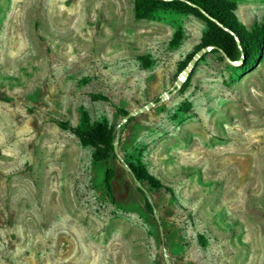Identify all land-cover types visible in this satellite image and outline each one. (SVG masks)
I'll return each mask as SVG.
<instances>
[{
	"label": "rangeland",
	"instance_id": "rangeland-1",
	"mask_svg": "<svg viewBox=\"0 0 264 264\" xmlns=\"http://www.w3.org/2000/svg\"><path fill=\"white\" fill-rule=\"evenodd\" d=\"M234 2L264 22V0ZM204 31L170 9L135 19L132 0H0V264H264V47L246 72L207 51L123 128L116 110L155 101ZM83 113L114 128L108 164L53 123ZM137 161L170 191L136 182Z\"/></svg>",
	"mask_w": 264,
	"mask_h": 264
},
{
	"label": "trees",
	"instance_id": "trees-1",
	"mask_svg": "<svg viewBox=\"0 0 264 264\" xmlns=\"http://www.w3.org/2000/svg\"><path fill=\"white\" fill-rule=\"evenodd\" d=\"M162 9L189 14L204 23L205 31L200 37L195 51L203 46H214L215 48L210 49L211 52L220 50L231 61L239 59L242 54L244 61L242 66H238L242 72L254 69L262 58L264 22H255L250 28H246L239 22L235 14L234 0H132V13L135 19L153 18L156 11ZM236 41H238V44ZM176 44L177 39L170 42L171 47H175ZM192 54H189L186 60L180 64L178 74L185 68ZM193 67L182 83L180 90L188 84ZM90 98L93 100H107L102 94H90ZM185 105L188 106V103H185ZM116 110L121 113V118L127 114V112L119 108H116ZM133 118L134 116L128 117L121 128ZM53 123L61 130L68 131L74 135L81 145L90 147L93 163L108 164L115 159L116 154L113 151L112 141L116 135L113 126L108 125L104 121L89 123L84 113L81 114L80 120L75 126L66 120L59 119H53ZM127 167L132 178L141 185H146L148 191L159 189L170 191L168 187H164L157 178L150 174L139 161L135 164L127 163ZM113 178V169L106 167L102 172L101 180L107 191L110 190V182ZM136 189L142 196L146 211L150 213L152 206L147 201L142 190L139 187Z\"/></svg>",
	"mask_w": 264,
	"mask_h": 264
},
{
	"label": "water",
	"instance_id": "water-1",
	"mask_svg": "<svg viewBox=\"0 0 264 264\" xmlns=\"http://www.w3.org/2000/svg\"><path fill=\"white\" fill-rule=\"evenodd\" d=\"M236 43L238 44V41H236ZM215 48L214 46H203L201 48H199L198 50H196L192 57L188 60L187 65H189V69L185 72V79L187 77V75L189 74L191 68L194 66L195 62L202 56L204 55L207 51H209L210 49ZM220 51V50H219ZM221 55L223 56L224 59H226L228 62L236 65V66H242L243 64V55L241 54L240 58L235 60V61H231L227 58V56L220 51ZM185 66V67H186ZM184 79V80H185ZM184 80L181 82L179 81L177 78H175V80L173 81V83L169 86L168 89H166L162 94H160L158 96V98L155 101H151V102H147L145 103L143 106L138 107L134 110H132L130 113H127L123 118H122V122H124L128 117L134 116V115H138L140 113H142L145 110H148L150 107L159 104L160 102L164 101L165 99L169 98L172 94H174L176 91L179 90V88L181 87L182 83L184 82ZM117 137H115L112 141V145H113V151L116 154L117 152ZM150 205L152 206V203L149 201ZM156 223H157V227H158V231H159V238L162 241L163 240V236H162V228L161 225L159 224V220L157 218H155Z\"/></svg>",
	"mask_w": 264,
	"mask_h": 264
},
{
	"label": "bare ground",
	"instance_id": "bare-ground-1",
	"mask_svg": "<svg viewBox=\"0 0 264 264\" xmlns=\"http://www.w3.org/2000/svg\"><path fill=\"white\" fill-rule=\"evenodd\" d=\"M189 67H190V66H189V65H187V66L184 68L185 70H184V69H183V70H181V71H182V73H181L180 75H177V77H176V78H177L179 81H181V82H182V81L185 79V72H186V71L189 69ZM181 71H180V72H181Z\"/></svg>",
	"mask_w": 264,
	"mask_h": 264
}]
</instances>
